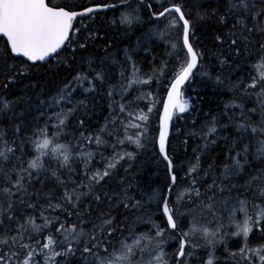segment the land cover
Wrapping results in <instances>:
<instances>
[{
  "label": "snow or ice",
  "instance_id": "1",
  "mask_svg": "<svg viewBox=\"0 0 264 264\" xmlns=\"http://www.w3.org/2000/svg\"><path fill=\"white\" fill-rule=\"evenodd\" d=\"M158 2L162 4L163 0ZM212 2L217 7L211 13H197V16L201 20L215 17L222 29L215 36L216 43L226 53L217 57L221 68L240 69V61L253 58L257 61L254 67L264 68V0ZM120 4L131 8L130 0H120ZM140 4L152 7L140 0L131 12L121 13L118 22L129 29L141 23ZM118 8V4L108 0H0V37L4 38L0 48L3 81L0 83V264H191L193 259H199L198 249L205 250L203 264H218L215 249L228 235L222 230L228 228L234 229L232 237L242 238L237 250L227 253L230 264H264V243L249 242L256 232L264 239V181L261 180L264 170L244 185L231 183L250 166L248 157L253 139L259 144L258 158H264V119L259 125L254 124L251 114L256 109L246 111L245 106V99L256 97L264 115V72L257 76L246 74L251 82L242 77L233 82L230 75L222 78L220 74L201 72L204 53L190 41L194 23L186 16L183 3L173 2L159 12H152L150 19L165 18L168 22L165 30L149 29L143 41L150 42L153 36L165 40L170 35L168 29H179L175 41L166 40L172 49L169 55L175 56L177 64L162 103L158 137L153 138L149 128L157 102L152 93L139 92L131 99L128 97L134 85H150L153 76L157 79L163 76L167 65L162 64L144 79L133 55L125 49V62L131 71L125 75L127 70L122 68L120 79L113 83L109 61H118L95 54V41L100 38L101 30L90 24L94 25L97 17L102 20L106 10ZM110 23L116 24L117 20ZM104 51L107 52V46ZM17 60L22 62L15 63ZM53 62L68 69V75L54 93L37 97L36 107L44 122L40 124L33 117L29 125L17 106L27 104L30 110L32 97L10 99L9 86L22 83L32 69ZM197 75L214 79L217 85H225L227 81L234 94L235 98L224 106L223 115L229 123H220L213 117L201 149H207L209 143L215 144L208 137L217 133L218 123L224 131L231 127L235 137L224 138L229 144L226 159L231 163H225L222 172L215 175L212 165L208 170L202 169L197 155L195 163L189 162L187 171L179 178L185 187L170 203L173 188L179 187L178 169L174 157L169 155L170 130L174 116L179 119L180 114L193 107L192 97H186L185 92L192 88ZM97 96L109 101V114L101 126L92 129L88 121ZM144 100H150L146 110L139 107ZM232 111H239V118L227 115ZM133 129L135 132L129 134ZM69 135L74 143H60ZM149 140L158 145L170 183L163 190H154L148 200L162 211L168 228L156 226L155 236L140 234L128 244L126 237L121 238L125 229L119 226L112 212L118 207L140 210L144 205L129 195L132 185L126 178L120 179L119 191H109L107 181L118 173L125 158L127 161L135 158L136 153L127 151V146L135 145L140 150ZM28 144L35 149L34 156L28 155ZM108 149L111 155L105 156ZM97 156L99 161L95 159ZM124 171L127 173L128 169ZM209 178L212 182L201 190ZM49 181L54 186L45 192ZM240 213L242 218L238 216ZM185 217L191 218L186 231L181 229ZM165 231L175 232L177 236L178 247L171 261L166 259L161 244ZM146 251L151 257L148 260L143 259Z\"/></svg>",
  "mask_w": 264,
  "mask_h": 264
},
{
  "label": "trees",
  "instance_id": "2",
  "mask_svg": "<svg viewBox=\"0 0 264 264\" xmlns=\"http://www.w3.org/2000/svg\"><path fill=\"white\" fill-rule=\"evenodd\" d=\"M163 0V3L160 4L161 7L168 4V2H182L184 5V10L186 16H188L194 23V35L190 37L191 42L193 43L194 48H197L199 51L204 53L203 59L201 60L202 67L200 71H207L212 75H228L231 76V80L234 82L239 78H244L246 81L251 82V77L246 75L248 73L251 76H257L260 72H264V68H256L254 65L257 61L249 59L247 61H240L242 67L240 69H230L227 67L221 68L217 57L220 54H225L224 49L216 43L215 36L219 34L222 29L218 25L215 17L206 16L205 19L201 20L198 18L197 13L204 15L205 12L211 13L214 8L217 7L212 0ZM79 2V0H78ZM109 3H120V0H108ZM140 0H130L131 8L125 7L120 4L118 10H108L102 13L103 19L101 20L97 17L94 25L90 24V27L94 26L99 28L101 31L99 33V39L95 41V54L98 57H104L105 55L111 56L118 63L110 64V74L111 78L115 79L113 83L117 80L115 78L116 71H121L124 69V60H125V49H127L132 55L136 63V66L140 69L141 75L145 78L153 74L154 69H160L162 64H166L164 75L157 79L153 76L152 82L150 85H145L143 92H152L154 98L157 99L156 108L152 114L149 134L151 137L156 138V133L158 130V122L161 114V107L163 103V97L167 91V85L172 77V69L176 66L177 61L175 56H170L169 53L172 52L170 44L166 42L167 39L175 41L178 38L179 29H168L170 35L166 37L165 40L159 39L157 36H153L151 41H143V37L149 32V29H159L165 30V25L162 24L163 19L159 21L155 19H150L151 9L145 7L143 4H140V15L142 17L141 23H136L131 29L127 25L120 27L119 15L122 12L129 11L136 8ZM145 3L151 4L153 12H159L163 8L158 7L156 4H152V0H145ZM116 19V24H111L110 21ZM85 23H89L87 20ZM226 31V29H224ZM138 40H141V43L138 44ZM4 38H0V48L3 47ZM105 46H107V52L104 51ZM91 51V49H90ZM82 55H87V53H81ZM183 56V53L180 54ZM15 63H21L22 61L17 60ZM126 72L125 75H129V64L126 63ZM68 69L64 67H57L53 62L51 65L42 64V66L32 69L30 74L23 78L22 83L16 86H9V98L15 97H24L31 96V109H28L27 104H21L17 106L18 112H24L25 122L29 125L33 123L32 118L36 117L40 124H43L44 117L39 116V109L36 107L38 104L37 97L43 94L44 97L48 96L51 93H54L56 88L61 84V82L67 77ZM143 78V77H142ZM2 78H0V83H2ZM227 81L225 85H217L214 79H209L208 77L197 75L193 81L192 88L188 89L185 92V96L192 97L193 107L189 112L185 114H180V118L174 117L173 127L170 138L169 146V155L174 157V164L177 166V176H178V185H185V182L179 179L185 171H187V166L189 162L195 163V157L200 156V164L202 169L208 170L209 165L213 166V174L219 175L223 168L222 166L225 163H231V161L226 159L228 155L229 144L225 142V137H228L229 140L235 137V131L233 128H229L227 131H224L220 128V123L227 124L229 123L225 113V104L232 101L235 97L233 92L227 86ZM30 85H37L32 87ZM258 91V89H257ZM135 96L138 95L134 91ZM79 96V93H77ZM130 99V97H129ZM109 101L106 100L103 96L96 97V107L94 112H92L89 118V124L92 129H96L104 123V118L108 116ZM246 111L247 109L255 108V114H251V121L254 124L259 125L261 120L264 119L261 109L259 107V100L256 97L245 99ZM139 107H141L139 105ZM143 108L146 110L145 103H143ZM228 116L233 118H239V111H232L227 113ZM216 117L220 122L216 125L217 133L209 136L208 140H215V144L209 143L207 149L203 148L205 143L204 133L207 132L208 127L211 126L212 118ZM19 122V121H17ZM5 126L9 127L8 122L5 121ZM176 129H179V132H176ZM68 131H71L70 129ZM135 130H131L129 134H133ZM198 133L197 135H189V133ZM31 135V132L28 133ZM73 142L71 135L67 138H62L60 143ZM187 141V143H183ZM259 144L255 139H253L252 144L250 145V155L248 157L250 161V166H246L244 172L240 177L231 181V183L236 185H244L251 177L256 176L261 170H264V158H258L257 148ZM127 151L135 152V158L132 161H122V167L119 169L118 173L107 181V189L109 191H119L121 184L119 183L121 178H126L127 183L132 185V190H130L129 195L134 196L136 200H140L141 203L146 207V214L150 213L154 215L156 220L161 222L166 226L165 218L163 217L161 211L158 210L155 202H150L148 200L149 195L156 189H165L166 186L170 183L166 163L163 161L162 157L158 153V147L155 144L154 140H149L145 143L143 149L137 150L135 145L127 146ZM195 150V151H194ZM26 151L29 156H34L35 149L31 144L26 145ZM111 155V149L106 151ZM105 156H109L106 155ZM96 161H99V156H97ZM129 163L131 167L129 168ZM55 167V163L52 164ZM97 167H101L100 163H96ZM82 167V166H81ZM127 168L128 172L125 173L124 169ZM261 180L264 181V176L261 177ZM212 180L207 179L206 184L202 185L201 190L210 184ZM54 185L51 181L47 182L44 188V191H49ZM37 188L40 185L37 183ZM60 190L57 189V192ZM227 195V193H225ZM174 199L172 195L170 203ZM251 199V197H249ZM144 207L140 210L129 211L123 207L115 208L112 212V215L116 217L119 226L125 231L123 232L121 238L126 237L131 231L129 230L132 221L136 220V217L142 215L145 212ZM104 211H107V206H104ZM181 211H184V208L181 207ZM31 213V210H28ZM146 216V215H145ZM40 222V221H38ZM188 223V222H187ZM147 222L143 223L141 226H137L136 233L143 234L147 231ZM182 228V226H181ZM172 234H175L174 232ZM227 244H221L216 247L215 257L217 258L218 264H230L228 258V251H235L242 243V238L232 237L231 234L227 236ZM252 245H258L264 243L262 239V234L256 232L250 237L249 241ZM178 246L175 242L174 246ZM118 244L116 247L118 248ZM177 249V248H176ZM172 251L174 253L176 251ZM198 252V253H197ZM196 256L199 259H193L191 264H203V258H205V250L198 249ZM171 253V254H172ZM172 255L170 256V260Z\"/></svg>",
  "mask_w": 264,
  "mask_h": 264
},
{
  "label": "rangeland",
  "instance_id": "3",
  "mask_svg": "<svg viewBox=\"0 0 264 264\" xmlns=\"http://www.w3.org/2000/svg\"><path fill=\"white\" fill-rule=\"evenodd\" d=\"M154 1H156V0H154ZM140 11H141V8H140ZM119 17H120V15H119ZM167 19H163V21H162V24H164L165 26H166V24H167ZM124 24H120V27H122ZM165 29V28H164ZM168 31V30H167ZM126 62H125V60H124V69H126ZM130 71H131V69H130V67H129V72L128 73H130ZM120 71H116V75H115V78H116V80L118 81L119 79H120ZM222 76V78L223 77H225V76H228V73L226 74V75H221ZM142 77L144 78V79H147V78H145L143 75H142ZM115 79L113 78H111V82H113ZM144 86L145 85H134L133 86V91L130 93V95H129V97H130V99L132 98V97H134L135 95L133 94L134 93V91L137 93L138 92V94H139V92H143V91H145V89H144ZM152 93V92H151ZM152 96H153V93H152ZM128 97V98H129ZM143 103H145V107H146V105H150V100H144V101H142V102H140L139 103V105L141 106L140 108H143ZM157 104V103H156ZM109 154V153H108ZM110 155V154H109ZM183 187H185V185H180V187H178L177 188V190H176V194L179 192V191H181L182 189H183ZM146 209V207H144V210ZM147 210V209H146ZM146 210H145V212L144 213H142V215H140V216H138V217H136V220L135 221H132L131 223H132V225H131V227H130V233L126 236V238H127V242H128V244H132V242H133V239H134V237H138L140 234H137L136 233V229H137V226H141L143 223H145V222H147L149 225L147 226V231L146 232H143V234H146L147 236H150V237H153V236H155V233H156V231H157V227L156 226H158L159 228H161V229H165V230H167V228L166 227H164V226H162V224L159 222L158 223V221L156 220V218L154 217V215H152V214H150V213H147L146 214ZM249 211H251V208H249ZM146 215V216H145ZM222 215H225L226 216V213H222ZM238 216H239V218H242V213H240V214H238ZM188 219H189V217H185L183 220L185 221V223H184V225H183V227L184 228H187V227H189V225H190V221H189V223H187V221H188ZM207 219H210V217H207ZM206 222V221H205ZM227 222V220L225 219V223ZM210 227H214V225H209ZM222 231H225V232H227L228 233V235H230L231 234V232L232 231H234V229H232V228H228V229H223ZM228 235H226L225 237H224V239L222 240V242L221 243H219L217 246H220L221 244H227V236ZM171 237V238H170ZM125 238V237H124ZM174 239V237L173 236H171L170 235V233L168 232V231H165V235H164V238H163V240L161 241V244H162V246H163V251L167 254V256H166V259L167 260H170V256L173 254H171L170 252H166V249H167V243L170 241V240H173ZM145 243H146V241H145ZM216 246V247H217ZM118 248H119V246H118ZM176 249V246H174V248H173V251ZM215 252H216V250H215ZM198 253V252H197ZM119 252H117L116 253V256H119ZM151 257L149 256V254H148V252L146 251L145 253H144V256H143V259L144 260H148V259H150ZM137 259H140V256L138 255L137 256ZM192 262V261H191Z\"/></svg>",
  "mask_w": 264,
  "mask_h": 264
},
{
  "label": "bare ground",
  "instance_id": "4",
  "mask_svg": "<svg viewBox=\"0 0 264 264\" xmlns=\"http://www.w3.org/2000/svg\"><path fill=\"white\" fill-rule=\"evenodd\" d=\"M116 4H118V5H120V3H116ZM106 11H108V10H106ZM151 11L153 12V8L151 7ZM162 107H161V114H160V116L162 115Z\"/></svg>",
  "mask_w": 264,
  "mask_h": 264
},
{
  "label": "water",
  "instance_id": "5",
  "mask_svg": "<svg viewBox=\"0 0 264 264\" xmlns=\"http://www.w3.org/2000/svg\"><path fill=\"white\" fill-rule=\"evenodd\" d=\"M166 97H167V94H166V96H165V98L164 99H166ZM162 111H163V109H162ZM163 113V112H162Z\"/></svg>",
  "mask_w": 264,
  "mask_h": 264
}]
</instances>
